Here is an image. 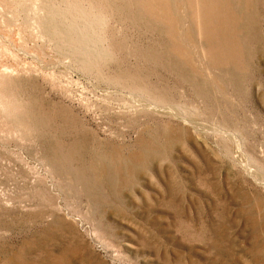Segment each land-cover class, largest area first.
Listing matches in <instances>:
<instances>
[{"label": "rangeland", "instance_id": "374dc122", "mask_svg": "<svg viewBox=\"0 0 264 264\" xmlns=\"http://www.w3.org/2000/svg\"><path fill=\"white\" fill-rule=\"evenodd\" d=\"M0 264H264V0H0Z\"/></svg>", "mask_w": 264, "mask_h": 264}]
</instances>
